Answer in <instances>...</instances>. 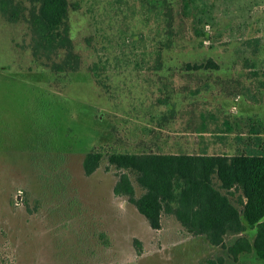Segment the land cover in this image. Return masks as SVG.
Here are the masks:
<instances>
[{
	"label": "rangeland",
	"instance_id": "obj_1",
	"mask_svg": "<svg viewBox=\"0 0 264 264\" xmlns=\"http://www.w3.org/2000/svg\"><path fill=\"white\" fill-rule=\"evenodd\" d=\"M1 1L0 264H258L175 214L153 229L115 193L126 174L141 197L136 174L108 158L264 154V0H69L75 71L39 46L30 0L15 18ZM214 183L242 210L241 189Z\"/></svg>",
	"mask_w": 264,
	"mask_h": 264
},
{
	"label": "trees",
	"instance_id": "obj_2",
	"mask_svg": "<svg viewBox=\"0 0 264 264\" xmlns=\"http://www.w3.org/2000/svg\"><path fill=\"white\" fill-rule=\"evenodd\" d=\"M33 32L39 46L58 52L65 50L63 62L75 71L79 56L74 53L68 24L72 7L69 0H30ZM159 11L166 9L168 0H145ZM16 0H2L4 12L15 10ZM12 13L13 18L17 11ZM8 13V12H7ZM23 16H25L23 14ZM167 44V43H166ZM160 66L162 64H159ZM59 65L56 71H67ZM160 66H157L159 68ZM103 155L90 152L84 160V169L91 175L100 165ZM110 165L119 170L134 172L137 182L144 189L141 197H135L134 186L128 175L123 174L115 187L116 194L130 196L138 211L150 226L161 228L163 212L175 214L190 232L206 235L213 245L225 247L227 236L236 237L228 252L234 262L241 254L254 253L258 264H264V154L254 151L234 157L226 155H189L162 153H112ZM220 188L241 189L246 202L240 199L239 210ZM248 229H256L253 242L244 236ZM223 262V259H221Z\"/></svg>",
	"mask_w": 264,
	"mask_h": 264
},
{
	"label": "crops",
	"instance_id": "obj_3",
	"mask_svg": "<svg viewBox=\"0 0 264 264\" xmlns=\"http://www.w3.org/2000/svg\"><path fill=\"white\" fill-rule=\"evenodd\" d=\"M208 88V87H207ZM208 89H206V91H207ZM210 90V89H209ZM208 90V91H209ZM200 91H201V89H195V90H193V93L194 94H200ZM207 134H209V132L207 133ZM211 134V133H210Z\"/></svg>",
	"mask_w": 264,
	"mask_h": 264
}]
</instances>
